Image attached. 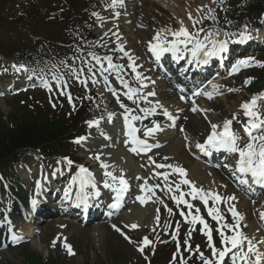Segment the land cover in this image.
<instances>
[{"label": "snow or ice", "instance_id": "6c2138e0", "mask_svg": "<svg viewBox=\"0 0 264 264\" xmlns=\"http://www.w3.org/2000/svg\"><path fill=\"white\" fill-rule=\"evenodd\" d=\"M118 2H122V0H112V7H115ZM216 0H213V3H215ZM220 3H223V0H220ZM203 8H207V13L201 18V19H193L191 13H189V19L192 20L193 22V27L195 28L197 24L202 23L203 19H211L214 22L216 21L217 17L215 14V9L209 8L207 5L203 6ZM200 9L198 11L203 10ZM95 15V14H94ZM119 15V13H117ZM181 26L178 30H167V32L173 37L172 40H167L166 37L162 36L161 32H157L156 36L154 37L155 43L150 42L149 43V50L156 56L160 57L163 53L166 52H179L180 51V46L183 45L185 48L189 44H193L194 48L192 49V55L195 57L201 52L203 53V56L205 59L202 61L203 63H207L208 59L212 57L219 56L221 53L225 52L227 50L228 46V40H216L213 39L209 41V37L212 35L211 33L207 34L203 40H201L200 33L204 32L205 30L203 28L197 29L195 32H190L183 24V21L180 22ZM107 35V33H105ZM115 35V33H114ZM229 35L228 33H225V36ZM247 39V37L242 33L241 34V42ZM121 52H123L124 56H129V53L124 49L122 45L118 46V49ZM93 58L96 60L97 64H100V71L101 74H103L104 71H107V69L104 68L101 59L99 57H95L93 54ZM131 60V57H129ZM104 60L107 61L108 69H113L116 71V79L120 81L121 84L124 85V87L128 88V91L125 93L127 98L129 100H133V97L137 93V89L130 88L127 84L126 81H124L121 76L119 75L120 69H122V65L118 64H113L112 62V57L108 56L105 57ZM252 58L248 59H241L238 60L231 68L230 75L235 74L236 72L239 71L241 67H248L251 66ZM63 63V62H61ZM258 64V66L264 67V63L260 62H255ZM17 71L20 70H25L27 71L24 66H13ZM55 68V66H53ZM128 67H131L133 72L136 71V66L135 62L132 61ZM82 71V70H81ZM89 72H92V69L89 68ZM69 75L74 76L79 83L87 87L88 80H81L80 79V73H77L75 70H70ZM92 79L91 82L92 84H97L99 83L98 80H96L95 73L92 74ZM139 79V74L137 76ZM41 79V85L48 89V91H52V86L51 82L48 81L47 79L40 78ZM53 80L55 81L57 88H59L60 94L64 95L65 94V89L67 88V82L63 79L61 75L56 74L55 72L53 73ZM104 84L107 87V90L110 91L114 96H116V91L112 87L111 82L109 81L107 76L103 77ZM251 80H246L245 83L248 84L250 83ZM146 86V85H144ZM216 89V86H214V91ZM235 89H229V91H234ZM148 95H155V93H148ZM194 95H201L200 92H196ZM204 95L207 96L208 99L212 98L213 93H204ZM69 97V102L71 103L72 97L71 94L68 93ZM90 98V97H89ZM264 99V94H261L259 97L254 96L250 101L245 102L242 104V109L244 110L245 116L248 117V123L244 126V131L245 133L251 138L252 142H249L244 148H239L237 141L238 137L235 133L231 131V120H227L224 122L222 126V130H219L221 128L220 125L217 124H211V134L207 137L206 141L204 144L197 143L196 147L199 148L201 151H206L208 148H213L216 150H221L224 149L228 152L231 153H238L239 159L237 161V166L235 168V172H238L244 176L250 175L252 178V181L255 184L258 185H264V135H260L259 137L253 136V132L257 130L264 131V115H261V113L258 111V106H259V100ZM117 101L119 102V97L117 96ZM135 102V101H133ZM195 103V102H193ZM55 106V105H53ZM120 106L122 108H125V111L128 112L130 111L129 109L126 108V106L123 103H120ZM192 111H197L196 107L192 108ZM164 115L168 117L169 120L174 121V117L172 114H170L167 110L164 111ZM103 119L101 117L100 119L92 120L89 121V126H99L100 120ZM112 119V114L110 113L108 115V120L111 121ZM140 117L138 116H132L131 120H129L128 116H125V120L128 122V132L127 135L130 137V143L133 145L129 150L132 152H139V151H148L150 150V145H148L147 140H142L139 138L137 135L139 129H137L132 121L138 120ZM235 119V117H233ZM154 123L153 127L147 128L144 131V136L145 137H151L154 135V133L161 131L162 128L158 123ZM85 139L84 137L78 138L77 143ZM187 139V137H185ZM259 140V144H256L254 141ZM158 146V145H155ZM96 159H99V157H96ZM71 163V161H68ZM102 168L107 169L109 166L106 164H101ZM158 168H163L165 165H157ZM167 167L173 168V171L175 173H178L179 176L182 178L181 183L185 185H189L191 188V192L189 195L193 197V199L199 198L201 201L204 203V205L207 206L209 198H211L214 202H223L225 200H235V197H222L219 193L216 192H205L203 189H198L196 186L193 184L192 181L188 180L186 178L187 173L186 170L179 165L172 166V165H167ZM225 167H228V165H225ZM80 172L83 173L84 175L81 177V186L83 187L87 183H92V173L89 172L87 168H84L81 166ZM104 175L106 177H109L111 179V183H109L108 180H105L104 182V187L105 188H112L113 185L117 184L118 181V187L116 188V197H115V202L109 205L110 208L112 209H119L122 201L123 194L128 190V181L124 178L123 175L120 177L115 176L111 171H105ZM137 179H141V177H137ZM165 180H167V175H165ZM241 184H246L248 181L246 179L240 180ZM93 186H95L93 184ZM159 185H157L158 187ZM176 189L179 191L180 189V184H176ZM169 192L172 191V187L169 186L167 189ZM151 191V189H149ZM184 193L180 192L179 195H173L171 197L172 200L176 201L177 204H185L189 208L192 207V205L188 204V201L184 199ZM137 200L143 205L146 200L145 197L139 196L137 197ZM33 205L36 204V201H32ZM159 211V210H157ZM169 213H171V209L168 210ZM199 210L197 209V212ZM229 211L231 212L232 218L236 221L234 225H229L225 224L224 227H227L230 232H232V235H226L225 232L221 229H218L220 233V241L222 247L220 249H217L215 244L212 242V236L209 232H206L205 235H207V239L209 242V246L212 249V257L211 259L204 257L203 253H200V259L203 261V264H226V259L231 260V264H264V252L260 250L258 245H264V240H256L255 237L249 238L246 236L240 226V221L243 220V216L235 210L234 205L229 206ZM208 214L212 216L213 219L215 220H221L223 217L219 213L218 209H208ZM181 215L184 216L185 213L181 212ZM259 216L262 220H264V211L259 212ZM157 221L159 220V217L157 216ZM199 222L200 224L204 225L205 229L208 228V225L205 223L202 217L199 215H193L191 219V223L195 224ZM246 226V225H245ZM115 228V226H113ZM132 229H136L138 227L137 224L133 223L130 226ZM117 231H120V229H116ZM123 234V233H122ZM191 233H189L190 237ZM126 239H129V242L131 243L132 241L130 240L129 237L125 236ZM19 239V238H17ZM175 239V237H174ZM152 241H150L147 237H144L142 245L138 247V250L143 253L144 248L148 245H150ZM185 244L187 245V250L189 252L192 251L191 245L188 244L187 241H185ZM65 247L68 248L69 254H72V250L70 246L65 244ZM179 247V245H178ZM199 250V246H197V251ZM178 255V254H177ZM177 255H174L173 261L171 264H177ZM179 264H184L183 257H180Z\"/></svg>", "mask_w": 264, "mask_h": 264}, {"label": "rangeland", "instance_id": "374dc122", "mask_svg": "<svg viewBox=\"0 0 264 264\" xmlns=\"http://www.w3.org/2000/svg\"><path fill=\"white\" fill-rule=\"evenodd\" d=\"M176 5H168L170 10H176L178 8H181L184 5V2L179 3L178 0H174ZM196 5L198 6V9H202L203 6L207 5L209 8L215 7L217 0L215 3H213V0H195ZM178 8H177V7ZM137 10L141 11L142 14L145 15L148 20L152 21L156 19L157 21H165L169 19H173L174 21V13L171 14L167 13V11L163 10V7H161L159 4L153 2V0H147L146 2L143 1L142 5L138 4ZM186 8V11H190L191 14L194 13L193 9H188V6H184ZM193 7V6H192ZM195 10V9H194ZM207 13V12H206ZM184 16V15H181ZM171 22L167 23L168 26ZM190 23V21L186 22ZM147 25V24H146ZM148 26V25H147ZM162 28L164 27L161 24ZM95 29H98V26L95 27ZM98 42V41H97ZM139 42H134L133 46L137 47ZM142 45V44H141ZM94 54H96L94 52ZM105 53H103L104 56ZM241 91L240 95H233L230 98H227L223 102H221V106L223 108L226 107V112H231L235 110L238 106V102L240 97H243ZM35 95L45 97L43 94V91L39 90L38 92H35ZM13 100L11 98H5L0 100V111H4L5 113H8L11 109V106L14 105L12 103ZM11 104V106H9ZM100 113H98L99 115ZM195 119V118H194ZM205 125V124H204ZM206 128V127H205ZM189 159L191 157H188L185 159L184 164L186 167L191 168L192 164H190ZM204 186L207 187L206 182L202 183ZM14 191H16L13 188ZM172 218L174 219L172 221ZM172 221V224H171ZM53 224L50 223L49 226L44 227L43 234L40 235L39 239H36L34 243L32 244L31 248L37 251L36 245L40 244L41 242V253L44 255H51L54 258V261L56 264H145L144 258L138 253L137 247L139 246L138 241L140 240V236L144 234L145 232L150 233V229L145 227L141 228L140 230H132L131 232L126 231L123 234L122 233H116L114 230H110L107 227L99 226L104 229L102 233V237L96 235L95 229L96 227H87V228H80L77 226L74 228L73 226L69 227L68 234L70 235L71 241L75 244L76 248L78 249V255L73 258H69L64 253L63 249L60 247L57 249L54 248L51 240L57 234V229ZM197 223L192 224L189 220L186 219V216H181L178 212V208H173L171 213L169 211H166L162 216V223L160 227H158L155 231L156 233H153L151 235L152 240L158 241L155 236L161 237L163 240V243H159L158 250L161 251V263L162 264H170L172 262L171 260V253L175 251L174 242L176 240L182 241L185 247L187 245L185 244V241L189 242V239L191 238V235L189 237V233L193 234L192 237L196 240L205 243V235L202 231L200 226H196ZM178 226V228H177ZM196 227V229H195ZM94 231V233H91ZM68 234H64L68 236ZM125 236L129 237L132 241L129 242V239H126ZM175 237V239H174ZM170 243H169V241ZM192 241V240H191ZM190 241V242H191ZM35 245V246H34ZM203 245V244H201ZM152 250V246L147 249L146 253L149 255ZM195 252V250L193 251ZM192 252V253H193ZM11 257L7 253H0V264H21L23 263V259L21 257H18L20 253V248L16 250H10ZM209 256H207L208 258ZM147 262V261H146ZM203 262V261H202Z\"/></svg>", "mask_w": 264, "mask_h": 264}, {"label": "bare ground", "instance_id": "6f19581e", "mask_svg": "<svg viewBox=\"0 0 264 264\" xmlns=\"http://www.w3.org/2000/svg\"><path fill=\"white\" fill-rule=\"evenodd\" d=\"M189 1H191L194 4L192 0H189ZM161 5L166 6L165 0H162ZM114 10L119 11L120 9L114 8ZM178 11L183 12V9L178 8ZM126 20H127L126 24L127 23L129 24V26L126 25V27L131 32V35L133 37L144 39V40L151 39L153 34H151V36L149 37V33L146 30H144V28L139 23L135 22L132 16H130V14L126 17ZM129 20H131V23H129ZM115 22L118 24L117 21L111 20V22H109L108 25L106 26L109 28L112 25V23H115ZM98 50L100 52H106V51L108 52L109 49L105 47L104 45H101L98 47ZM105 127L110 128L108 124H105ZM110 129H113V127ZM173 136H174V142L172 145L168 147L167 152L169 153V155L176 157L178 156L179 152L182 150V147H184L185 145L182 139L179 138L177 135L175 136L172 129L168 130L165 133L160 134L159 137L161 139L163 138L165 141L169 138H173ZM99 139L103 141V138H99ZM100 140L96 141V143L98 144ZM104 142H100L101 150L103 154L102 156L103 159L101 162L103 164L108 165L109 167L106 170L111 171L115 176L118 177V176L123 175L125 176V179L132 178L133 180H135V175L142 174L145 167L148 166V165L146 166L137 165L134 162V159L127 152H125L124 149L120 147L119 145L113 146L109 144L107 146ZM190 173L199 182L202 180H206L209 183V185H211L212 183H215L216 181V178H215L216 175L214 174V171L211 169L202 170L200 163L193 164L190 169ZM120 215L122 216L123 219L127 220V222L132 223V224L133 223L139 224L141 227L145 226L147 222H148L149 227H151L153 224H157L158 222L156 219L158 216L157 211L155 210L154 207H152L151 204H148L146 202L143 205L140 203L137 208H132V210L125 211L121 213ZM23 228L25 229V231H27L26 232L27 234H30L32 231V227L30 226H25Z\"/></svg>", "mask_w": 264, "mask_h": 264}, {"label": "trees", "instance_id": "16d2710c", "mask_svg": "<svg viewBox=\"0 0 264 264\" xmlns=\"http://www.w3.org/2000/svg\"><path fill=\"white\" fill-rule=\"evenodd\" d=\"M2 23L6 24L5 22ZM44 115L39 113L28 116L30 118L19 120V123L10 131L2 132L0 134V156L21 145L47 142L52 135L59 134L60 128H56L54 122L49 121Z\"/></svg>", "mask_w": 264, "mask_h": 264}]
</instances>
